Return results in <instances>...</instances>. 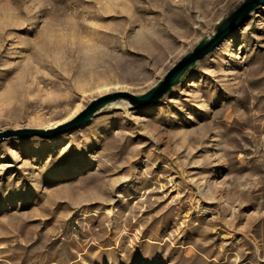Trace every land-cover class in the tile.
<instances>
[{"label":"rangeland","instance_id":"obj_1","mask_svg":"<svg viewBox=\"0 0 264 264\" xmlns=\"http://www.w3.org/2000/svg\"><path fill=\"white\" fill-rule=\"evenodd\" d=\"M245 1L0 0L1 264H264V3L154 107L17 134L145 94Z\"/></svg>","mask_w":264,"mask_h":264},{"label":"water","instance_id":"obj_2","mask_svg":"<svg viewBox=\"0 0 264 264\" xmlns=\"http://www.w3.org/2000/svg\"><path fill=\"white\" fill-rule=\"evenodd\" d=\"M262 3H264V0H246L242 3L220 26L217 27L216 33L208 36L204 41L196 45L193 51L184 55L168 70L164 79L160 80L157 85L145 94L134 95L123 91L105 94L92 100L82 111L68 121L47 129H22L19 130L17 134L25 138H29L33 135H39L46 139L54 138L59 134L75 130L89 121L100 109L121 99L130 101L134 108L145 109L154 107L165 94L171 91L172 87L185 75L187 70L192 67L196 61L203 59L218 46L227 35L235 31L245 22L250 13L256 10ZM11 133V131L0 132V139L9 136Z\"/></svg>","mask_w":264,"mask_h":264},{"label":"bare ground","instance_id":"obj_3","mask_svg":"<svg viewBox=\"0 0 264 264\" xmlns=\"http://www.w3.org/2000/svg\"><path fill=\"white\" fill-rule=\"evenodd\" d=\"M110 10V9H109ZM93 62H94V66H95V68H97L98 67V61H99V59L97 58V56L96 57H94L93 58ZM109 85H111L110 83H109ZM108 84H105V85H101V86H96V87H94V88H92L91 89V91L94 89L95 90V88H97L96 89V93H100V94H104V93H106L108 90H110V89H120V88H122V86H120L119 84H115V85H113V86H109ZM126 87V86H125ZM95 94V93H94ZM87 95V94H86ZM81 109H82V107L80 106V105H78L65 119H63V120H58V121H55V122H53L52 124H51V126H55V125H57V124H59V123H61L62 121H66L67 119H69V118H71V117H73V116H75L78 112H80L81 111ZM207 192V191H206ZM192 232V231H191ZM194 234V233H193ZM30 235V234H29ZM19 244V243H18ZM18 244H17V246H18ZM24 248H25V246H24ZM0 249H3V248H1L0 247ZM6 249H10V248H6ZM11 250V249H10ZM6 251V250H5ZM4 251V252H5ZM13 256V255H12ZM14 257V256H13ZM37 258V257H36ZM1 264V263H0Z\"/></svg>","mask_w":264,"mask_h":264}]
</instances>
